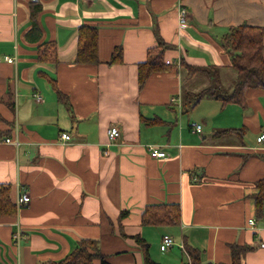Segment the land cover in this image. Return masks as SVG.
I'll return each mask as SVG.
<instances>
[{
  "label": "crops",
  "instance_id": "obj_1",
  "mask_svg": "<svg viewBox=\"0 0 264 264\" xmlns=\"http://www.w3.org/2000/svg\"><path fill=\"white\" fill-rule=\"evenodd\" d=\"M242 24L264 27V0H0V184L12 187L16 209L0 213V264L58 263L83 239L99 241L107 264H142L137 235L156 263L170 235L171 259L187 241L203 264H228L230 246L247 244L245 264H264V217L256 219L252 197L264 178V90L247 91L243 106L206 96L187 115L172 103L183 91L232 90L222 38ZM84 25L98 30V65L77 63ZM157 33L171 67L140 88L138 65L159 45ZM51 41L58 62L43 63L39 46ZM117 48L123 60L108 65ZM183 64L202 72L183 83ZM231 129L246 135L212 138ZM149 146L167 157L153 158ZM24 193L31 202L18 208ZM152 204H179L180 225L143 226Z\"/></svg>",
  "mask_w": 264,
  "mask_h": 264
},
{
  "label": "trees",
  "instance_id": "obj_2",
  "mask_svg": "<svg viewBox=\"0 0 264 264\" xmlns=\"http://www.w3.org/2000/svg\"><path fill=\"white\" fill-rule=\"evenodd\" d=\"M33 28L34 32L32 35L36 37L35 25ZM98 38V30L95 27L84 25L79 29L78 64L98 65L101 63L98 56ZM158 39L159 45L148 50V60L138 65V85L140 88H143L153 75L166 71L171 67L164 60L167 44L160 39L159 35ZM222 46L231 54V64L228 67L236 71L235 85L227 93H223L219 84L199 93H184L183 91L182 108L185 113L197 106L201 99L206 96L221 101L223 105L234 103L243 106L245 105L247 91L251 89L264 90V27L248 24L232 27L222 38ZM38 59L43 63H57L58 52L56 44L51 41L40 45ZM122 60V48H117L112 59L107 64H118ZM183 67L185 70L183 83L193 79L198 73L202 72L200 68L187 64H183ZM144 121L148 126H156L162 123V120L158 119ZM229 134L237 135L243 139L246 131L245 129L219 131L212 138H222ZM260 157L264 159V151L261 152ZM254 186L256 193L252 197L254 199L255 217L258 220H262L264 217V178L258 180ZM11 192L12 187L9 184H0V213L2 215L14 216L16 214L15 204L11 199ZM180 223L181 209L179 204L148 205L142 214V225L147 227H173L179 226ZM134 239L143 255L142 264H160L151 259V246L146 239L140 235L135 236ZM184 247L189 258V262L185 264H203L202 253L198 248L190 245L187 241H185ZM252 250L253 248L247 244L231 245L230 262L228 264H245V256ZM95 257L101 258L102 264H107L99 241L83 239L78 247L65 259L51 264H93Z\"/></svg>",
  "mask_w": 264,
  "mask_h": 264
},
{
  "label": "built area",
  "instance_id": "obj_3",
  "mask_svg": "<svg viewBox=\"0 0 264 264\" xmlns=\"http://www.w3.org/2000/svg\"><path fill=\"white\" fill-rule=\"evenodd\" d=\"M187 17H188V12L186 9L181 8L179 10V21H180V26H184L187 22ZM8 62H14L13 58H6ZM167 64H171L170 62H166ZM40 100V99H39ZM172 103H177L179 105V111H182V98H181V93L177 94V96L172 98ZM192 130H194L196 133L201 134L202 133V125L200 124H192L191 126ZM108 136L109 139L111 141H115L117 140V138L120 136V131L118 128L114 127L111 128L108 132ZM61 140L62 142L68 143L71 140V137L68 133H63L61 135ZM7 143H11V139H7L6 140ZM257 142L258 144H264V134H261L258 138H257ZM149 152L151 154V156L155 159H159V158H166L167 154L163 151H160V149L156 146H149ZM31 202V197L29 194H23L21 195L18 200H17V206L18 208H22L25 206H28ZM256 220L255 219H250L249 220V226L251 228H255L256 227ZM15 239L17 241H20L21 239V232L18 231L15 234ZM174 245V240L170 235H166L163 238V243L161 245V250L167 251L170 247H172ZM182 249L185 251V247L182 244L181 245ZM261 247H264V244L261 245ZM186 252V251H185Z\"/></svg>",
  "mask_w": 264,
  "mask_h": 264
},
{
  "label": "rangeland",
  "instance_id": "obj_4",
  "mask_svg": "<svg viewBox=\"0 0 264 264\" xmlns=\"http://www.w3.org/2000/svg\"><path fill=\"white\" fill-rule=\"evenodd\" d=\"M235 71V70H234ZM236 72V71H235ZM235 83H236V80H234V82H233V86L235 85ZM224 87H226V84H224ZM227 89H228V87H227ZM227 89H223V91H227ZM177 96V95H176ZM193 109H189L186 113H185V115H187L189 112H191ZM160 249H161V247H160ZM160 249H159V254H158V260H157V262L158 263H160V264H168V263H171V264H175V263H178V264H185V263H188V260L186 259V256L184 255V253L182 252L183 250H182V247H180V246H178V247H175L172 251H173V253L175 254V256H173L172 258H174V259H178V256L181 258L180 260H178V262H175V260L174 259H171L170 258V252H171V250H169V251H167V252H164V253H162L161 251H160ZM177 255V256H176ZM168 257V258H167ZM182 258H184V259H186V261L185 262H181V260H182ZM170 260V262H169V260ZM94 261H96L97 260V257H95L94 259H93Z\"/></svg>",
  "mask_w": 264,
  "mask_h": 264
}]
</instances>
